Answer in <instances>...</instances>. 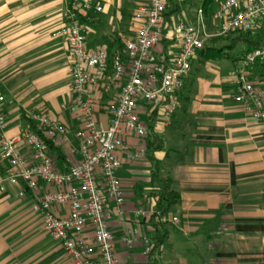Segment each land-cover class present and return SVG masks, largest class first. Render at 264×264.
<instances>
[{
	"label": "crops",
	"instance_id": "obj_1",
	"mask_svg": "<svg viewBox=\"0 0 264 264\" xmlns=\"http://www.w3.org/2000/svg\"><path fill=\"white\" fill-rule=\"evenodd\" d=\"M93 1L103 11L80 8L74 12L75 19L83 26L90 49L106 48L112 55L142 27L136 13L145 0ZM212 1L207 5L205 0H166L155 54L172 59L180 49L175 26L196 22L199 11L207 32L213 34V16L224 0ZM71 5L72 0H0V94L5 98L7 133L20 136L31 130V111L62 122L68 129L65 137L45 135L59 171L81 161L75 134L83 126V117L70 75L72 55L66 40L54 36ZM239 35L205 40L172 116L139 101L138 117L148 135L144 140L130 135L126 142L133 152L144 148L145 155L132 160L121 154L118 177L125 191L127 218L110 222L120 264H264V133L233 98L230 74L248 45L237 39ZM254 35L263 39L264 31L249 36ZM221 48L225 51L219 56L216 50ZM111 74L109 65L104 82L91 90L95 118L104 127L109 125L107 105L118 92L105 89ZM148 143L158 146L152 159ZM157 169L171 180L180 202L165 216L164 225L153 227L149 217L155 202L144 201ZM9 170V162L0 156V264H73L35 210L47 192L60 188L40 182L39 189L31 191L22 181H7ZM141 207L150 212L137 218L135 211ZM54 211L65 216L70 207ZM131 225L152 242L167 234L164 243L151 255L144 253L141 242L126 247L119 238ZM85 235L92 241L91 224Z\"/></svg>",
	"mask_w": 264,
	"mask_h": 264
},
{
	"label": "built area",
	"instance_id": "obj_2",
	"mask_svg": "<svg viewBox=\"0 0 264 264\" xmlns=\"http://www.w3.org/2000/svg\"><path fill=\"white\" fill-rule=\"evenodd\" d=\"M166 6V0H145L136 13L143 22L142 27L126 41L122 51L112 55L106 48L88 47L83 26L74 15L80 8L100 13L102 6L93 0H72L70 9L64 13L66 22L55 30L54 36L64 38L69 46L75 103L83 117V126L75 134L81 161L68 170L56 168L50 146L41 136L65 137L67 127L62 122L51 121L46 114L31 111L28 116L34 129L20 136H10L4 112L5 98L0 94V156L10 164L6 180L22 181L34 192L40 182L60 188L47 192L35 205V210L42 216L45 230L61 244L73 264L121 263L117 237L110 222L114 218H127L125 191L118 177L123 166L121 154H127L132 160L145 155L144 148L133 152L126 142L130 135L142 140L148 135L147 126L138 117L139 101L146 102L162 115L172 116L179 106L192 63L204 49L207 38L264 31V0H224L213 16V34L207 32L202 11L198 12L196 22H179L175 26L180 49L172 59H166L155 54L162 36ZM109 65L112 74L105 89L118 92L107 105L109 125L104 127L95 118L91 90L104 82ZM230 76L233 98L262 126L264 133V46L247 51ZM66 205L70 212L65 216L56 215L54 209ZM149 212L148 207H141L135 215L138 218ZM89 224L94 231L92 241L85 235ZM119 239L129 248L141 242L146 255L153 253L152 240L135 226L126 227Z\"/></svg>",
	"mask_w": 264,
	"mask_h": 264
},
{
	"label": "trees",
	"instance_id": "obj_3",
	"mask_svg": "<svg viewBox=\"0 0 264 264\" xmlns=\"http://www.w3.org/2000/svg\"><path fill=\"white\" fill-rule=\"evenodd\" d=\"M205 2H206L205 4L210 5L213 1L205 0ZM239 34L240 35L237 37V39L248 43L245 50L243 51V55L247 51H250L260 46H264V36L263 39L261 38L259 39L256 38V35L249 36L250 34H242V33ZM237 39L236 41H238ZM122 50L123 48H121L118 51H122ZM216 51L219 56H222L224 55L223 53L225 51V48L217 49ZM31 129H34V125L32 126ZM41 136L49 144L51 148V141L47 139L45 135H41ZM148 146H149L148 155L152 159L154 158L152 156V151L156 150L158 146L152 148L150 143H148ZM151 183H152V188L148 196H146L144 204L148 199L153 200L155 202V212H153L150 215L149 223H152L153 227H158L160 225H164L165 220L163 221V219L170 212L172 206L180 202V194L179 192L173 189L171 180L163 178L160 175L158 169L152 173ZM166 235L167 234L161 236L160 238H158L156 241L153 242V251L164 243V238L166 237Z\"/></svg>",
	"mask_w": 264,
	"mask_h": 264
},
{
	"label": "rangeland",
	"instance_id": "obj_4",
	"mask_svg": "<svg viewBox=\"0 0 264 264\" xmlns=\"http://www.w3.org/2000/svg\"><path fill=\"white\" fill-rule=\"evenodd\" d=\"M232 54H236V51H233Z\"/></svg>",
	"mask_w": 264,
	"mask_h": 264
}]
</instances>
